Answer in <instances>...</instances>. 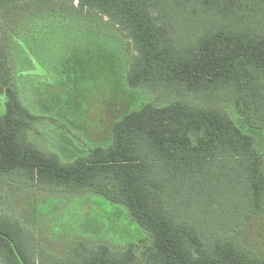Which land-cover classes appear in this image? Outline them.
<instances>
[{
  "label": "trees",
  "instance_id": "16d2710c",
  "mask_svg": "<svg viewBox=\"0 0 264 264\" xmlns=\"http://www.w3.org/2000/svg\"><path fill=\"white\" fill-rule=\"evenodd\" d=\"M57 35L74 69L116 46L127 89L151 96L68 162L30 140L39 117L16 83ZM1 95L0 192L17 178L100 195L145 232L64 264H264V0H0ZM26 235L0 212V260L37 264Z\"/></svg>",
  "mask_w": 264,
  "mask_h": 264
},
{
  "label": "rangeland",
  "instance_id": "374dc122",
  "mask_svg": "<svg viewBox=\"0 0 264 264\" xmlns=\"http://www.w3.org/2000/svg\"><path fill=\"white\" fill-rule=\"evenodd\" d=\"M68 42L60 35L49 41L51 55L38 46L37 56L30 55L33 68L20 72L16 81L20 97L39 117L30 140L66 162L80 150L109 140L120 115L151 100L150 95L127 89L116 46L90 47L93 57L84 53L80 68L74 69L57 55L63 56ZM22 46L30 53L25 42ZM5 104L6 96L1 95L0 114ZM7 180L0 192V212L23 226L36 248L37 264L67 263L100 240L123 249L140 246L146 238L128 208L100 195L40 189L17 178ZM253 243L264 251L262 244ZM0 264L5 263L0 260Z\"/></svg>",
  "mask_w": 264,
  "mask_h": 264
}]
</instances>
